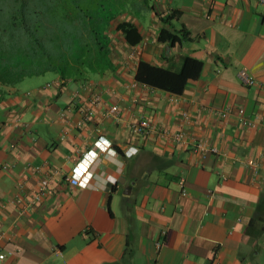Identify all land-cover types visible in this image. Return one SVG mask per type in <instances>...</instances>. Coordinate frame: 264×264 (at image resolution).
Listing matches in <instances>:
<instances>
[{
  "label": "crops",
  "instance_id": "obj_1",
  "mask_svg": "<svg viewBox=\"0 0 264 264\" xmlns=\"http://www.w3.org/2000/svg\"><path fill=\"white\" fill-rule=\"evenodd\" d=\"M150 2L110 22L111 68L65 81L46 73L0 102L1 264H264V3ZM173 10L167 27L179 38L158 41ZM121 20L138 27L135 46L114 29ZM185 56L202 66L180 93L134 79L140 59L177 70ZM239 107L255 127L239 123ZM141 117L156 130L134 133ZM76 164L91 173L85 186L68 182ZM44 177L48 191L28 204Z\"/></svg>",
  "mask_w": 264,
  "mask_h": 264
},
{
  "label": "trees",
  "instance_id": "obj_2",
  "mask_svg": "<svg viewBox=\"0 0 264 264\" xmlns=\"http://www.w3.org/2000/svg\"><path fill=\"white\" fill-rule=\"evenodd\" d=\"M138 1L139 7H152L151 0H129V3L136 5ZM91 2L0 0V102L10 88L27 77L52 73L65 81L111 68L113 58L107 29L117 15L103 14L98 8L93 12ZM171 17H178V12L173 10L160 16L166 25L159 30L158 41L172 44L179 38L167 27ZM114 29L129 46L141 40L138 27L131 21H118ZM201 66L202 62L191 56H185L177 70L140 59L134 79L153 88L180 93L188 79L197 78Z\"/></svg>",
  "mask_w": 264,
  "mask_h": 264
},
{
  "label": "built area",
  "instance_id": "obj_3",
  "mask_svg": "<svg viewBox=\"0 0 264 264\" xmlns=\"http://www.w3.org/2000/svg\"><path fill=\"white\" fill-rule=\"evenodd\" d=\"M260 3H264V0H258ZM245 83L247 84H252L254 83V79L251 77H245L244 78ZM98 101V98L96 99V102ZM230 110L228 109H221V110H215V113L219 115V117L226 119L228 118ZM119 113V108L117 104H111L107 110L105 111V114L107 116H116ZM237 118L239 123L248 128H253L255 127V123L250 120L246 115L244 114V110L242 107H239L236 110ZM153 130H156L155 124L151 121L150 118L148 117H141L138 118L135 123L132 125V131L137 134H145L149 133ZM160 133L167 137L170 138L175 143H180L185 140V135L182 131L177 130V131H169L167 129H161L159 130ZM101 150L104 152H111V154H115L116 151L114 149H111L110 146L108 145H101ZM193 150L198 153H204V152H212V153H218V149L216 146H208L204 142H196L193 146ZM80 164V162H79ZM35 169V168H34ZM91 177L90 171H87L85 168L79 167L78 164L73 169L72 175L68 178L69 184L72 185H81L85 186L89 182V179ZM49 179L44 177L41 178L39 181V184L36 188V190L33 192L30 198H28L27 203H35L37 201H40L41 198L44 196V194L48 191L49 188ZM178 184L181 190V193H186L184 184L185 181L183 178H179ZM6 254L3 252H0V264L3 262L5 259Z\"/></svg>",
  "mask_w": 264,
  "mask_h": 264
},
{
  "label": "rangeland",
  "instance_id": "obj_4",
  "mask_svg": "<svg viewBox=\"0 0 264 264\" xmlns=\"http://www.w3.org/2000/svg\"><path fill=\"white\" fill-rule=\"evenodd\" d=\"M92 1L93 2H91L89 6L93 12H97L95 9L98 8L100 9L99 12H102L103 14L104 13H107L109 15L116 14L117 17L119 14L125 12L127 13L129 11L132 12L135 17H138L137 11L140 10L138 9L140 5V1H138L137 3L135 2L136 5L129 3V0H92ZM45 76L46 74L35 77L24 78L16 85V87L19 89H24L30 87L31 85L38 84L45 78Z\"/></svg>",
  "mask_w": 264,
  "mask_h": 264
},
{
  "label": "clouds",
  "instance_id": "obj_5",
  "mask_svg": "<svg viewBox=\"0 0 264 264\" xmlns=\"http://www.w3.org/2000/svg\"><path fill=\"white\" fill-rule=\"evenodd\" d=\"M134 151V150H133Z\"/></svg>",
  "mask_w": 264,
  "mask_h": 264
}]
</instances>
